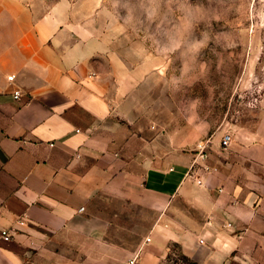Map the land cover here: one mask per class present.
<instances>
[{
  "label": "crops",
  "instance_id": "1",
  "mask_svg": "<svg viewBox=\"0 0 264 264\" xmlns=\"http://www.w3.org/2000/svg\"><path fill=\"white\" fill-rule=\"evenodd\" d=\"M80 10L0 0V231L12 234L0 236V264H70L86 245L113 251L120 207L149 220L150 240L125 249L138 250L135 264H264V108L228 147L212 139L201 167L151 130L137 99L143 76L106 52Z\"/></svg>",
  "mask_w": 264,
  "mask_h": 264
},
{
  "label": "rangeland",
  "instance_id": "2",
  "mask_svg": "<svg viewBox=\"0 0 264 264\" xmlns=\"http://www.w3.org/2000/svg\"><path fill=\"white\" fill-rule=\"evenodd\" d=\"M70 1L96 23L106 52L143 76L137 99L151 116V130L178 140L201 167L208 168L212 139L223 148L224 133L232 140L237 127L264 108V0ZM102 206L104 214L111 210L107 202ZM118 211L107 237L115 240L114 250L76 248L70 264L137 262L138 250L125 249L145 240L149 220L143 211H134V221L131 210Z\"/></svg>",
  "mask_w": 264,
  "mask_h": 264
},
{
  "label": "built area",
  "instance_id": "3",
  "mask_svg": "<svg viewBox=\"0 0 264 264\" xmlns=\"http://www.w3.org/2000/svg\"><path fill=\"white\" fill-rule=\"evenodd\" d=\"M12 78H13V75L8 76V79H12ZM20 95H21V93L18 89L14 90L12 92V97L14 99L19 98ZM230 142H231V135L229 133H224L221 137V140H220L221 146L223 148H226L227 146H229ZM203 156H204V154H203V152H201V157H203ZM196 182L199 184L201 183L200 179H197ZM17 223L20 225L23 224L24 219L23 218L18 219ZM227 226H230V223H227ZM11 235L12 234L10 233V231L8 229H1V231H0V236L4 241H9L11 238ZM149 240H150L149 237L145 238V242H148Z\"/></svg>",
  "mask_w": 264,
  "mask_h": 264
}]
</instances>
